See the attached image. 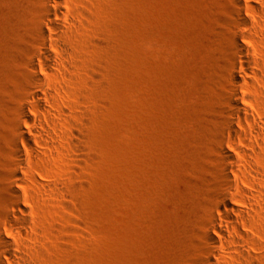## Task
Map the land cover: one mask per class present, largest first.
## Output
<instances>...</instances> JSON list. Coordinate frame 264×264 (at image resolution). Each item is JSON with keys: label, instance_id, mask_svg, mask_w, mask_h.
Instances as JSON below:
<instances>
[{"label": "rangeland", "instance_id": "rangeland-1", "mask_svg": "<svg viewBox=\"0 0 264 264\" xmlns=\"http://www.w3.org/2000/svg\"><path fill=\"white\" fill-rule=\"evenodd\" d=\"M67 1L85 12L75 15L73 42L80 68L97 82L80 95L82 111L73 106L74 95L54 94L58 104L68 100L76 117L82 160L58 154L63 162H37L48 180L74 188L55 200L32 196L29 226L37 236L23 242L42 249L36 264H193L204 243L202 212L226 167L216 136L226 117L229 75L241 76L223 64L226 0H63L56 7L66 15ZM51 4L0 0V232L11 240L20 225L8 185L22 188L9 177L17 160L7 138H18L13 123L23 125L12 106L25 92L20 79L28 72L19 58L37 41V26L51 34L40 15ZM222 136L229 139L225 130ZM237 143L262 149L254 140ZM248 232L262 247L257 264H264V213L251 219ZM12 246L18 253L13 240ZM13 250L0 243V254ZM2 264L17 263L3 255Z\"/></svg>", "mask_w": 264, "mask_h": 264}, {"label": "bare ground", "instance_id": "bare-ground-1", "mask_svg": "<svg viewBox=\"0 0 264 264\" xmlns=\"http://www.w3.org/2000/svg\"><path fill=\"white\" fill-rule=\"evenodd\" d=\"M40 1L53 4L40 14L52 32L49 34L44 27L37 26L34 31L37 41L25 50L26 56L19 58L20 64L28 69L20 79L26 88L12 111L23 125L13 123L11 130L18 138H7L9 150L17 160L9 177L22 188L18 192L8 185L20 225L11 233L18 253L13 250L12 240L0 232V243L13 250L0 254V264L3 255L17 264H36L37 258L42 256L38 245L23 242L24 238L33 240L37 236L29 226L34 222L28 208L34 202L32 196L38 197L37 201H41L43 195L60 199L74 185L56 178L48 180L38 172L37 162L53 159L63 162L57 158L58 154L80 162L83 155L81 130L73 123L76 117L69 112L70 103L62 99L58 104L54 94L74 95L77 99L73 106L82 111L80 95L91 91L89 85L97 82L94 73L80 68L79 48L73 42L78 24L75 15H85V12L67 1L69 13L66 15L56 7L63 0ZM222 10L229 47L225 48L223 64L234 72L239 70L241 76L229 75L232 87L224 107L226 117L220 120V132L216 136L217 155L226 167L218 174L221 188L202 212L199 236L204 243L199 245L201 256L193 264H257L262 247L248 229L251 219L264 213V157L260 152L264 151V103L258 104V100L264 102V61L260 57L264 49V0H226ZM90 43V46L100 45L95 41ZM37 53L40 64L36 62ZM49 76L51 79L47 78ZM252 91L257 92V96ZM236 125L240 131L236 130ZM224 130L227 141L222 136ZM252 140L258 141L257 146L262 149H244L237 143L250 145ZM250 158H254L257 166Z\"/></svg>", "mask_w": 264, "mask_h": 264}]
</instances>
